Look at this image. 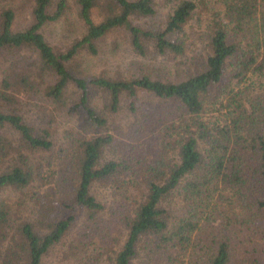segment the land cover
Segmentation results:
<instances>
[{
  "label": "trees",
  "instance_id": "1",
  "mask_svg": "<svg viewBox=\"0 0 264 264\" xmlns=\"http://www.w3.org/2000/svg\"><path fill=\"white\" fill-rule=\"evenodd\" d=\"M157 1L74 0L84 31L56 52L42 31L67 0H0V264H264L204 235L235 210L264 233V0H176L161 30L131 24ZM120 29L140 59L199 61L177 82L72 72Z\"/></svg>",
  "mask_w": 264,
  "mask_h": 264
},
{
  "label": "rangeland",
  "instance_id": "2",
  "mask_svg": "<svg viewBox=\"0 0 264 264\" xmlns=\"http://www.w3.org/2000/svg\"><path fill=\"white\" fill-rule=\"evenodd\" d=\"M67 1L69 4L67 14L60 21L44 27L42 31L46 42L56 52L65 51L72 40L80 38L84 31L77 18L74 0ZM174 1L176 0H158L155 5L154 16L150 18L133 17L130 20L131 24L143 30H161L168 6L170 2ZM99 12L100 10L97 7L91 12V17L96 24L102 20ZM26 14L27 12L24 9L20 10L17 20L18 24L16 25L17 29L27 26L28 19ZM97 48L98 55L96 57L90 58L85 56L76 61L77 66L75 63L73 64L71 70L75 75L89 78L104 77L110 80H130L144 74L167 82H177L185 78L189 74V69L199 61L198 56H195L192 52L183 57L170 54L160 56L150 53L146 58L140 59L133 52L129 43L128 33L124 29L114 31L100 39L97 42ZM145 100L147 106H153V101L150 97H147ZM96 103L100 106L104 105V101L100 99ZM124 107L125 104L122 102L121 108L123 109ZM60 119L58 118L56 123L57 128L54 129V138L62 146L63 129L65 126L67 127L68 122L67 120L60 121ZM112 120L120 126H126L127 123L125 113L122 112L112 117ZM0 198L11 199L13 197L12 195L0 193ZM243 213L235 210L228 218L222 217L219 214L211 224L204 223V227L206 226L204 235L207 236L208 243L213 239L215 241L219 239L225 240L232 249L233 259L235 261L238 260V263L242 258H246L248 263L250 261L255 262L257 256L260 255L261 249L264 247L263 227L261 226L262 224H257L256 222L242 223V218L248 219Z\"/></svg>",
  "mask_w": 264,
  "mask_h": 264
}]
</instances>
